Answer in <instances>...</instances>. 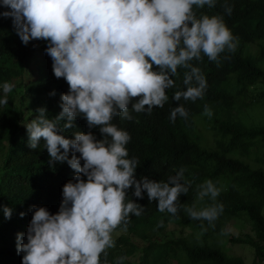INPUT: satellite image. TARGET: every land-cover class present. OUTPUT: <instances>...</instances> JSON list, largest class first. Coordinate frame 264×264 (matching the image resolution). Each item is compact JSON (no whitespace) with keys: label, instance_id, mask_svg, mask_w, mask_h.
<instances>
[{"label":"clouds","instance_id":"clouds-1","mask_svg":"<svg viewBox=\"0 0 264 264\" xmlns=\"http://www.w3.org/2000/svg\"><path fill=\"white\" fill-rule=\"evenodd\" d=\"M215 3L0 0V7L7 9L0 11V17L11 18L23 44L46 41L54 76L68 84L54 119L47 118V110L41 107L36 118L25 125L29 148L37 149L43 138L50 159L66 161L75 176L62 186L57 212L32 206L26 233L16 237L17 253H23L21 264H101V255L106 256V250L115 246L113 232L118 227L126 231L130 215L138 217L144 211L142 205L128 199L129 189L140 199L146 193L149 202L157 201L159 212L176 216L180 196L187 195L190 187L185 170H176L166 180H137L135 170L140 162L129 158L126 147L131 136L112 121L117 116L134 120L130 107L132 112L149 115L154 108H163L180 68L185 69V90L174 92L172 100L177 106L170 110L169 119L188 118V111L178 102L202 100L207 87L204 74L192 62L206 56L219 64L221 53L236 48V38L221 16H197L194 10L212 8ZM223 7L231 15L232 7L227 3ZM2 87L5 94L13 90L8 83ZM7 102L6 96L0 99V104ZM203 114L213 115L207 105ZM58 124H63L62 135ZM86 124L89 129L98 127L102 138L91 131L74 132ZM71 132L74 138L69 139ZM220 191L207 180L198 185L196 194L200 200L216 201ZM184 211L190 219L214 226L223 205L213 203L199 210L184 207ZM3 213L11 218L10 208L3 206ZM123 260L120 257L117 264Z\"/></svg>","mask_w":264,"mask_h":264},{"label":"trees","instance_id":"trees-1","mask_svg":"<svg viewBox=\"0 0 264 264\" xmlns=\"http://www.w3.org/2000/svg\"><path fill=\"white\" fill-rule=\"evenodd\" d=\"M225 3L232 7L231 15L224 11ZM194 10L197 16H221L236 38L235 51L221 53L219 64L206 56L192 62L206 78L204 98L181 99L178 103L186 108L188 118L169 119L170 110L177 106L174 92L185 90V69L180 68L163 108H154L149 115L132 112L130 107L134 120L117 116L112 121L131 136L126 147L129 158L140 162L137 180H166L183 168L189 192L181 194L173 216L159 212L157 201L149 202L146 193L140 199L129 189L128 199L144 211L138 217L130 215L126 231L118 227L113 232L115 246L101 255V264H117L120 257L123 264H245L241 256L227 252L228 243L247 244L253 248V264L264 261V169L251 159L264 163V0H216L215 7ZM46 46L44 40L23 44L11 18L0 17V99L6 96L8 101L0 107V264H21L23 253H17L16 237L26 233L32 206L57 212L62 186L75 176L66 161L50 159L43 138L37 149L28 146L25 125L41 107L47 110V118L54 119L61 111V94L68 91L67 82L53 74ZM5 83L13 86L12 92L2 93ZM205 105L213 113L211 118L203 114ZM252 116H258V122ZM58 127V133L64 134L63 124ZM201 130L210 135L205 137ZM78 131L102 138L98 127L89 129L86 124L74 132ZM207 180L221 189L216 201L197 197L198 185ZM213 203L223 205L214 226L192 220L184 211V207L199 210ZM3 206L11 209L10 219L4 217ZM232 220L240 225L248 222L250 230L226 235L225 227ZM22 239L26 242V236Z\"/></svg>","mask_w":264,"mask_h":264},{"label":"rangeland","instance_id":"rangeland-1","mask_svg":"<svg viewBox=\"0 0 264 264\" xmlns=\"http://www.w3.org/2000/svg\"><path fill=\"white\" fill-rule=\"evenodd\" d=\"M1 93V92H0ZM4 93V92H2ZM2 106V104H0V107ZM29 111V109H28ZM27 109H25V112H27ZM25 113V114H27ZM248 116H250V112H248ZM253 117V120L254 122H258L259 118L258 116H252ZM198 119V118H197ZM246 120V118H245ZM202 124L203 125H206V121H202ZM198 127L201 129V125L199 124ZM207 131V130H206ZM201 132L203 133V135L205 137L209 136L210 134L207 133V132H203L201 130ZM253 161V163L256 165V166H259V167H262L264 169V163L261 162V161H257L255 162V158L252 157L251 158ZM264 212V211H263ZM241 223L237 220H232L230 221V223H228L225 227V234H239V233H242V232H245V231H248L250 230V225L248 222L246 223H243L242 225H240ZM178 233L176 232V235ZM225 240V239H224ZM222 240L221 243L224 241ZM228 246H229V249H227V252L230 253V254H234V255H238V256H241L245 262V264H253V256H254V253H253V248L250 247L249 245L247 244H232V243H228ZM261 264H264V261L261 262Z\"/></svg>","mask_w":264,"mask_h":264}]
</instances>
